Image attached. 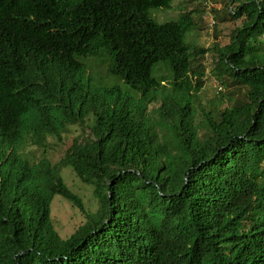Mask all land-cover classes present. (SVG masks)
Instances as JSON below:
<instances>
[{"label": "trees", "instance_id": "trees-1", "mask_svg": "<svg viewBox=\"0 0 264 264\" xmlns=\"http://www.w3.org/2000/svg\"><path fill=\"white\" fill-rule=\"evenodd\" d=\"M174 1L0 0V264H264V0H228L242 24L207 48L195 9L154 18ZM209 53L239 94L223 108L196 105ZM88 121L52 162L48 138ZM55 195L86 214L66 238Z\"/></svg>", "mask_w": 264, "mask_h": 264}, {"label": "rangeland", "instance_id": "rangeland-1", "mask_svg": "<svg viewBox=\"0 0 264 264\" xmlns=\"http://www.w3.org/2000/svg\"><path fill=\"white\" fill-rule=\"evenodd\" d=\"M206 0H175L170 9H155L153 10L154 18L158 22H165L168 20L177 19L182 9L193 10L194 19L196 22L195 30L189 34V40L195 42L198 46L205 48L211 47L215 42L225 45L229 43L232 31L238 25L242 24L243 18L236 21H231L228 18L227 11H229L228 0H216L215 7L208 9ZM235 5H233V8ZM214 16L217 21L216 25L209 27L210 17ZM207 58L202 61L205 65V83L203 89L197 95L196 105L200 103L202 109L212 108L214 105H218L221 108L224 105H228L231 99H234L229 92H233L235 96H238L235 86L221 85L217 78L212 75L213 61L211 60V54H207ZM106 64L102 62H95L94 68L91 71L97 79L106 74ZM162 76H169V71L162 67L157 73ZM107 82H113L107 79ZM231 96V97H230ZM231 98V99H230ZM161 103L153 102L149 105V110L154 117L156 113L153 110L160 106ZM89 124L86 125H69L67 131L63 134V140L59 141L54 137H49L47 145V155L52 162H58L64 155L65 150L72 144L74 138L89 133ZM32 152L40 154V151L32 149L28 156L32 157ZM62 177L64 178L67 185H69L75 192L80 194L83 199L84 206L87 211L95 212L98 209L99 203L93 195L92 187L84 184L76 176L75 172L71 168L65 167L62 170ZM51 214L53 221L59 231L60 235L64 238L70 236L80 225L86 221V214L81 212L79 208L74 207L71 202L64 199L60 195H55L51 203Z\"/></svg>", "mask_w": 264, "mask_h": 264}, {"label": "built area", "instance_id": "built-area-1", "mask_svg": "<svg viewBox=\"0 0 264 264\" xmlns=\"http://www.w3.org/2000/svg\"><path fill=\"white\" fill-rule=\"evenodd\" d=\"M215 1L216 0H206L205 1V4H206V6H207V8L208 9H211L212 7H215ZM215 19H214V16L212 15L211 17H210V22H209V27H213L214 25H215Z\"/></svg>", "mask_w": 264, "mask_h": 264}, {"label": "clouds", "instance_id": "clouds-1", "mask_svg": "<svg viewBox=\"0 0 264 264\" xmlns=\"http://www.w3.org/2000/svg\"><path fill=\"white\" fill-rule=\"evenodd\" d=\"M88 65H89V64H88ZM92 70H93V69H92V68L90 67V65H89V69H88V74H89V75L92 73V72H91ZM106 71H107V70H106ZM110 80H111V79H110ZM99 81H100V80H99ZM99 81H98V82H99ZM98 82L94 83V85L97 84ZM111 83H112V82H111ZM111 83H110V84H111ZM68 126H69V125H68ZM50 137H53V136H50ZM54 138H55V137H54ZM48 140H49V138H48Z\"/></svg>", "mask_w": 264, "mask_h": 264}]
</instances>
